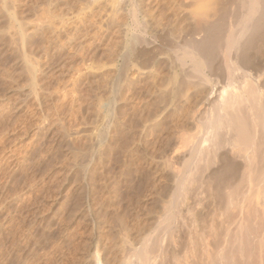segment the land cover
<instances>
[{"label":"rangeland","instance_id":"rangeland-1","mask_svg":"<svg viewBox=\"0 0 264 264\" xmlns=\"http://www.w3.org/2000/svg\"><path fill=\"white\" fill-rule=\"evenodd\" d=\"M127 1L0 0V264H96V253L120 264L154 229L164 250L175 240L180 257L196 225L206 228V236L211 217L215 227L221 223L224 199L213 202V187L198 184L200 174L189 187L199 200L190 197L185 205L175 198L168 151L180 145L173 127L186 97L178 85L172 87L177 70L167 54L192 28L193 3L210 2L205 6L217 11L215 18L224 12L228 21L236 0H188L193 6L181 0ZM172 10L183 23L172 24L176 29L159 42L163 47L148 55L147 30L132 57L131 18L172 21ZM148 56L157 59L148 65ZM151 119L167 126L150 128ZM180 157L171 161L176 170Z\"/></svg>","mask_w":264,"mask_h":264},{"label":"bare ground","instance_id":"bare-ground-1","mask_svg":"<svg viewBox=\"0 0 264 264\" xmlns=\"http://www.w3.org/2000/svg\"><path fill=\"white\" fill-rule=\"evenodd\" d=\"M129 1H127L128 4L131 3ZM187 1L181 0V3L188 4L189 1ZM201 3L202 6L197 5V2L193 3L194 6L191 4L195 7L194 10H191L192 28L189 29V33L184 40L173 42V45L168 49L170 53L167 52L171 54V56L167 54L168 64H172L170 68H176L177 70V73H175V70H173L174 73L171 72L172 76H175V78L172 77L173 80L171 81L174 86L172 83L171 85L172 87L178 85L179 92L182 89L185 92L187 91L188 94L184 92L187 94L184 96L182 92V96L186 97L182 101L186 103V107L185 110H182L183 113L179 121L175 122L176 126L173 127L177 131L172 130L175 131L176 136H179L176 138L173 132L171 133L174 136L170 135L176 140L179 138L180 145L176 142L175 146L178 147L179 145V147L169 150L170 154L168 155L171 158L168 156L169 160L167 161L168 158H165V160L167 163L170 161L168 164L171 169L168 166L167 168L174 178L175 187H177L178 196H174L179 198L178 203L185 204L186 199H190V191L192 192L193 188L189 189V187L192 186L191 182L194 179V177L192 179V176L196 175L198 178L200 174L198 178L200 183H198V179L197 183L202 187H213L212 189L209 188L212 190V194L211 192L209 194L215 198L213 202L216 203V200L220 199L221 201L224 199L223 203L218 200L224 206L223 214L220 213L218 208L219 214L223 215V218L221 217L220 220V217L216 216L218 213L215 211L217 218L214 217L217 221L219 217L221 223L220 225L217 223L219 226H216V229L212 221L213 217H211V224H208L206 236L204 233L206 228L200 229L198 228L199 225H196L197 229L194 227L195 230H192L195 237L192 235L191 238V234H189L191 229L189 228L187 234L190 235V238L188 239L191 241L197 239L198 241H195V244H190L192 242L189 240L188 250L186 249L180 257L177 256L174 239H172V243L168 242L171 245L165 247L167 249L164 250L163 244H160L161 241L159 240L161 233L157 234V229H154L151 234L148 232L149 236L147 238L141 239L138 247L134 245V248L129 247L131 253L130 250H124L131 255L125 254L123 259L120 260V264H169L170 261V264H264V0H236V7L230 15L231 19L228 21L224 19V12L218 18H215L217 11H212L210 6H205L206 2H198V4ZM207 3L210 5V2ZM182 4L177 5L182 6ZM128 8L130 9V7ZM131 8L134 10V12L132 11L133 14L136 15V9ZM217 10L223 9L220 7ZM175 12L171 14L175 17L174 19L172 17V21L166 18L165 22L164 18L153 20V18H150L151 16L148 17V20L153 21L149 20L148 22H141L137 20L136 16L131 18L133 21L130 19L133 22V34L128 35L131 36L128 45H133V47L129 46L133 52L132 57L137 54L139 45L146 42L147 39L144 41L142 35H145L147 30L148 55L149 53L154 54L159 47H163V44L159 42L172 32V28L176 27V23H183L181 22L182 18L178 16L180 13ZM131 22L129 23L131 24ZM172 24L175 27H172ZM147 25L148 29H146ZM134 26L141 32V35L134 34ZM18 27L20 28V26ZM128 33L130 32L128 31ZM155 56L157 57V55ZM153 57L148 56V65L152 62L150 60H155L156 57ZM170 57L173 63L170 62ZM161 58L163 60V57ZM164 60L166 62V58ZM167 67L169 66H166V69ZM170 70L168 71L170 72ZM159 72L157 73L160 74ZM161 75L159 77L162 78ZM152 81L154 82V80ZM175 91L171 90L170 93L173 94ZM179 95L181 96V93L177 96L179 97ZM169 96L170 94L166 96L167 99ZM177 96H173V98L175 97L176 100ZM169 100L171 99L169 98ZM165 101L167 100L165 99ZM151 120L155 124L150 121V123H153V126H149L150 128L158 127L160 124L159 131H161L167 126L166 124L164 126L159 120L158 122L156 119ZM167 133L165 132V134ZM176 154L182 155L180 157L182 161H178L184 167H180L184 169L183 174L179 173L181 172L179 170H182L179 168L180 164H178V173H175L177 165L174 164L175 162L171 163ZM197 185H193V187H197ZM195 189L197 193V188ZM194 195L197 196L195 193ZM195 196H193L195 200L192 197L190 200H199ZM212 204L214 203H211V206ZM217 206L212 207L217 208ZM192 208L191 210L186 209L193 212ZM171 209H168V211ZM168 214L165 215L167 220H169ZM230 215L231 218L233 216L231 220L229 219ZM176 216L175 214L174 217L176 218ZM170 225L172 226V224ZM161 227L160 229L165 228ZM174 227H170L171 230L168 231L171 233ZM174 233L172 237L170 234V237L167 236L166 239L173 238ZM235 251L238 252L237 256H235ZM132 253L134 258H132ZM95 256L94 260L97 259L96 264L115 263L112 259L111 262H109L110 259L109 261L108 259L100 260L97 253ZM236 257H239V259Z\"/></svg>","mask_w":264,"mask_h":264}]
</instances>
